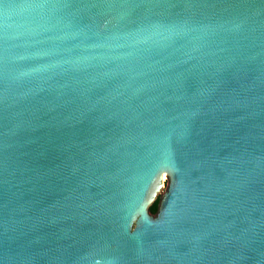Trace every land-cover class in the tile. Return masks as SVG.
<instances>
[{
	"label": "water",
	"instance_id": "95a60500",
	"mask_svg": "<svg viewBox=\"0 0 264 264\" xmlns=\"http://www.w3.org/2000/svg\"><path fill=\"white\" fill-rule=\"evenodd\" d=\"M0 264H264V0H0Z\"/></svg>",
	"mask_w": 264,
	"mask_h": 264
},
{
	"label": "flooded vegetation",
	"instance_id": "af4514ba",
	"mask_svg": "<svg viewBox=\"0 0 264 264\" xmlns=\"http://www.w3.org/2000/svg\"><path fill=\"white\" fill-rule=\"evenodd\" d=\"M158 212H159V206L156 209H154V208L150 209V214L152 216H156L158 214Z\"/></svg>",
	"mask_w": 264,
	"mask_h": 264
},
{
	"label": "trees",
	"instance_id": "16d2710c",
	"mask_svg": "<svg viewBox=\"0 0 264 264\" xmlns=\"http://www.w3.org/2000/svg\"><path fill=\"white\" fill-rule=\"evenodd\" d=\"M158 205H159V202L155 203V205L152 208L156 209Z\"/></svg>",
	"mask_w": 264,
	"mask_h": 264
}]
</instances>
